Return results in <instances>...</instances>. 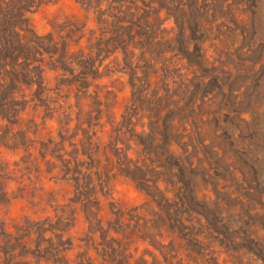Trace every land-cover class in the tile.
<instances>
[{
  "label": "clouds",
  "instance_id": "1",
  "mask_svg": "<svg viewBox=\"0 0 264 264\" xmlns=\"http://www.w3.org/2000/svg\"><path fill=\"white\" fill-rule=\"evenodd\" d=\"M0 10V264H264V0Z\"/></svg>",
  "mask_w": 264,
  "mask_h": 264
},
{
  "label": "rangeland",
  "instance_id": "2",
  "mask_svg": "<svg viewBox=\"0 0 264 264\" xmlns=\"http://www.w3.org/2000/svg\"><path fill=\"white\" fill-rule=\"evenodd\" d=\"M0 15H3L5 17L2 24H0V28H3L5 31L7 30L6 25L11 23V21L8 19V17L11 15V13H4L3 10H0ZM256 251V250H254ZM257 254H264V252L258 251Z\"/></svg>",
  "mask_w": 264,
  "mask_h": 264
},
{
  "label": "trees",
  "instance_id": "3",
  "mask_svg": "<svg viewBox=\"0 0 264 264\" xmlns=\"http://www.w3.org/2000/svg\"><path fill=\"white\" fill-rule=\"evenodd\" d=\"M248 246H249L250 250H252V251L257 250L259 247L258 245H255L254 242H249ZM261 252H264V249H261Z\"/></svg>",
  "mask_w": 264,
  "mask_h": 264
}]
</instances>
